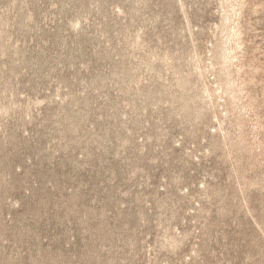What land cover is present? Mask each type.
<instances>
[{
	"label": "rangeland",
	"instance_id": "rangeland-1",
	"mask_svg": "<svg viewBox=\"0 0 264 264\" xmlns=\"http://www.w3.org/2000/svg\"><path fill=\"white\" fill-rule=\"evenodd\" d=\"M0 264H264V0H0Z\"/></svg>",
	"mask_w": 264,
	"mask_h": 264
}]
</instances>
